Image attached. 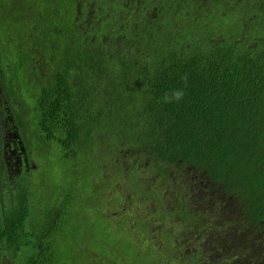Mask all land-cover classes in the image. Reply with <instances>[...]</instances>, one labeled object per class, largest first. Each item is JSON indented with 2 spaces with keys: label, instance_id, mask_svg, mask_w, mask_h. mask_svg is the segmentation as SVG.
Masks as SVG:
<instances>
[{
  "label": "trees",
  "instance_id": "1",
  "mask_svg": "<svg viewBox=\"0 0 264 264\" xmlns=\"http://www.w3.org/2000/svg\"><path fill=\"white\" fill-rule=\"evenodd\" d=\"M0 3V264H264V0Z\"/></svg>",
  "mask_w": 264,
  "mask_h": 264
},
{
  "label": "flooded vegetation",
  "instance_id": "2",
  "mask_svg": "<svg viewBox=\"0 0 264 264\" xmlns=\"http://www.w3.org/2000/svg\"><path fill=\"white\" fill-rule=\"evenodd\" d=\"M0 89V202L3 188L8 185V193L15 189L14 178L24 169L28 172L36 167L32 136L21 130L23 122L15 117L18 110L7 106ZM23 111V110H21ZM6 182V183H5ZM3 204L1 205V207Z\"/></svg>",
  "mask_w": 264,
  "mask_h": 264
},
{
  "label": "clouds",
  "instance_id": "3",
  "mask_svg": "<svg viewBox=\"0 0 264 264\" xmlns=\"http://www.w3.org/2000/svg\"><path fill=\"white\" fill-rule=\"evenodd\" d=\"M181 83L183 85H187L188 76L184 74L180 77ZM184 90L183 88H175L166 91L163 94L162 101L164 103H179L184 98ZM193 183L192 186L195 187L194 194L195 195H214L215 183L211 182L204 174L197 171V174H193ZM177 205V201L169 202V207H173Z\"/></svg>",
  "mask_w": 264,
  "mask_h": 264
},
{
  "label": "rangeland",
  "instance_id": "4",
  "mask_svg": "<svg viewBox=\"0 0 264 264\" xmlns=\"http://www.w3.org/2000/svg\"><path fill=\"white\" fill-rule=\"evenodd\" d=\"M6 7L4 4L0 3V14L3 13L5 11ZM8 30V26L6 23H3L0 21V37L3 35V31H7Z\"/></svg>",
  "mask_w": 264,
  "mask_h": 264
}]
</instances>
